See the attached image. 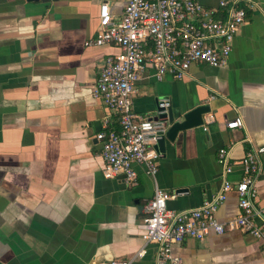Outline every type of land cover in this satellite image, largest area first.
<instances>
[{"label": "crops", "instance_id": "1", "mask_svg": "<svg viewBox=\"0 0 264 264\" xmlns=\"http://www.w3.org/2000/svg\"><path fill=\"white\" fill-rule=\"evenodd\" d=\"M198 1L215 7L220 0ZM254 1L226 66L197 63L182 79L161 80L147 69L136 82L133 111L142 117H157L164 97L176 111L211 109L202 125L166 138L155 176L136 165L138 184L130 186L122 175L103 174L97 133L106 117L118 128V115L92 93L120 48L86 45L97 35L100 5L119 15L123 1L0 0V264H156V245L142 236L156 187L172 193L170 208L200 206L222 186V147L230 148L229 178H241L248 149L264 146V0ZM238 116L244 126L228 127ZM260 159L257 202L264 205V153ZM238 200L231 190L218 219L236 216ZM173 250L183 264H264L262 240L240 230L188 237Z\"/></svg>", "mask_w": 264, "mask_h": 264}, {"label": "built area", "instance_id": "2", "mask_svg": "<svg viewBox=\"0 0 264 264\" xmlns=\"http://www.w3.org/2000/svg\"><path fill=\"white\" fill-rule=\"evenodd\" d=\"M121 14H113L108 2L100 5L97 35L86 45L112 44L120 48L109 55L101 68L92 93L118 115V128L110 125L97 133L103 142V174L112 178L123 176L127 185L138 184L136 165L155 176L161 150L158 141L166 134L168 123L161 116L171 107V99L158 101V115L145 118L133 111V92L136 82L147 69L156 79L166 75L182 79L197 63L224 67L233 49L240 27L249 10L257 7L254 0H220L209 7L198 0H122ZM213 116H207L206 123ZM228 127H243L238 116L228 121ZM264 146L252 145L243 156L242 175L237 181L229 178L233 170L230 148L222 147L218 161L223 167L220 190L200 206L176 210L168 206L172 193L156 187L146 204L147 215L142 223L145 244L156 245V264H183V258L173 250L186 238L203 239L211 232L222 234L240 230L262 240L264 244V205L257 202V178L262 171L260 157ZM231 190L238 192L239 213L225 221L216 212ZM141 249L135 256L141 255ZM133 259H110L96 264H132Z\"/></svg>", "mask_w": 264, "mask_h": 264}, {"label": "water", "instance_id": "3", "mask_svg": "<svg viewBox=\"0 0 264 264\" xmlns=\"http://www.w3.org/2000/svg\"><path fill=\"white\" fill-rule=\"evenodd\" d=\"M210 109L209 104H200L186 111H176L172 106L168 108V111L161 116L165 117L170 127L166 134L158 141L157 147L161 149L166 138L174 140L179 132L202 125L204 123L203 116L205 113L209 112Z\"/></svg>", "mask_w": 264, "mask_h": 264}]
</instances>
